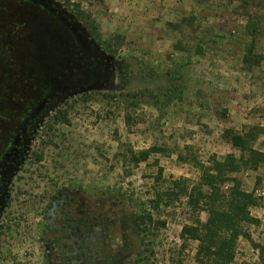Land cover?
I'll use <instances>...</instances> for the list:
<instances>
[{
    "label": "rangeland",
    "instance_id": "rangeland-1",
    "mask_svg": "<svg viewBox=\"0 0 264 264\" xmlns=\"http://www.w3.org/2000/svg\"><path fill=\"white\" fill-rule=\"evenodd\" d=\"M45 102L1 192L0 264H129L149 194L239 158L229 130L264 127V0H0V157ZM127 147L166 153L126 174ZM237 178L260 199L250 233L264 243V165ZM167 209L146 241L161 263L195 264V244L180 252L185 201ZM234 264H260L246 239Z\"/></svg>",
    "mask_w": 264,
    "mask_h": 264
},
{
    "label": "trees",
    "instance_id": "trees-1",
    "mask_svg": "<svg viewBox=\"0 0 264 264\" xmlns=\"http://www.w3.org/2000/svg\"><path fill=\"white\" fill-rule=\"evenodd\" d=\"M258 25L260 24L255 23L249 26V32L254 36L259 31ZM245 58L246 63L250 64L253 45L248 48ZM136 98L137 95L112 96V100L127 107L135 104ZM125 120L130 126V117L127 116ZM227 133L232 146L242 154L239 158L229 155L223 162L212 160L207 165L197 161L200 177L192 186L186 179L172 181L170 189H156L149 194L146 203L136 206V221L145 239L142 240L143 250L129 264H166L158 260L156 251L151 248V243L146 238L153 237L166 228L167 221L162 217L163 212L181 201H185L187 209L183 210L187 211L189 217L180 235V252H185L191 244H195V264H234L241 239L251 243L258 252L259 263L264 264V243H256L250 233L251 227L261 224L252 215V209L260 207L261 202L254 192L245 191L237 178L243 171H258L264 165V153L254 148L259 138L264 137V127H251L242 133L229 130ZM161 153H166V150L154 147L137 152L127 147L119 153L118 158L128 174L147 162L153 154ZM180 158L186 162L182 156ZM162 180L161 171L156 179L157 185ZM203 214L207 217L205 221L202 220ZM172 263L176 264L173 260ZM177 264H182V261H177Z\"/></svg>",
    "mask_w": 264,
    "mask_h": 264
},
{
    "label": "flooded vegetation",
    "instance_id": "flooded-vegetation-1",
    "mask_svg": "<svg viewBox=\"0 0 264 264\" xmlns=\"http://www.w3.org/2000/svg\"><path fill=\"white\" fill-rule=\"evenodd\" d=\"M48 106V102L42 103L36 112L30 115L29 119L18 129L16 137L9 148L0 157V196L9 173L21 161L29 137L35 131Z\"/></svg>",
    "mask_w": 264,
    "mask_h": 264
}]
</instances>
